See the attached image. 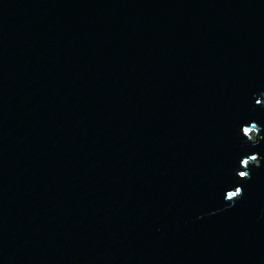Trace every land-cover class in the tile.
I'll use <instances>...</instances> for the list:
<instances>
[{
  "label": "water",
  "instance_id": "water-1",
  "mask_svg": "<svg viewBox=\"0 0 264 264\" xmlns=\"http://www.w3.org/2000/svg\"><path fill=\"white\" fill-rule=\"evenodd\" d=\"M0 264H264V0H0Z\"/></svg>",
  "mask_w": 264,
  "mask_h": 264
},
{
  "label": "snow or ice",
  "instance_id": "snow-or-ice-1",
  "mask_svg": "<svg viewBox=\"0 0 264 264\" xmlns=\"http://www.w3.org/2000/svg\"><path fill=\"white\" fill-rule=\"evenodd\" d=\"M234 195V194H233Z\"/></svg>",
  "mask_w": 264,
  "mask_h": 264
}]
</instances>
